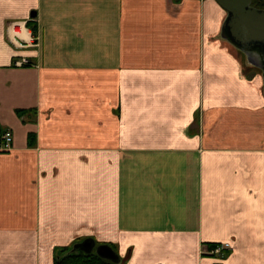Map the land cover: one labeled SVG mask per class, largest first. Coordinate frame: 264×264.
Returning a JSON list of instances; mask_svg holds the SVG:
<instances>
[{"label": "crops", "instance_id": "0c3cea01", "mask_svg": "<svg viewBox=\"0 0 264 264\" xmlns=\"http://www.w3.org/2000/svg\"><path fill=\"white\" fill-rule=\"evenodd\" d=\"M226 16L0 0V264H56L87 238L121 264H264V83Z\"/></svg>", "mask_w": 264, "mask_h": 264}, {"label": "water", "instance_id": "95a60500", "mask_svg": "<svg viewBox=\"0 0 264 264\" xmlns=\"http://www.w3.org/2000/svg\"><path fill=\"white\" fill-rule=\"evenodd\" d=\"M216 1L227 12L222 25V37L241 51L250 65L261 71L264 83V8L255 6L254 0ZM79 250L87 253L95 250L106 259L115 263L121 262L117 251L109 245H98L91 238L75 244L71 252Z\"/></svg>", "mask_w": 264, "mask_h": 264}, {"label": "trees", "instance_id": "16d2710c", "mask_svg": "<svg viewBox=\"0 0 264 264\" xmlns=\"http://www.w3.org/2000/svg\"><path fill=\"white\" fill-rule=\"evenodd\" d=\"M174 1L179 2L181 0H174ZM253 4L257 7L264 8V0H254ZM30 27L33 30V34L36 35L37 26L30 25ZM0 135H1V132H0ZM75 244L77 243H74L71 247L62 249L56 256L55 263L56 264H121L122 263V262L115 263L109 259H106L100 256L95 250L90 253H87L83 250L71 252V249L73 248ZM98 245H109L112 249L115 250L113 245H110V244H98ZM215 245L216 244H212L211 247H215Z\"/></svg>", "mask_w": 264, "mask_h": 264}, {"label": "built area", "instance_id": "2783aa9c", "mask_svg": "<svg viewBox=\"0 0 264 264\" xmlns=\"http://www.w3.org/2000/svg\"><path fill=\"white\" fill-rule=\"evenodd\" d=\"M14 33L16 35H20V28H14ZM31 61L28 58H22L15 62L16 65H24L29 64ZM1 140L5 144L4 149H8L12 143L13 140V133L11 130L6 129L1 132L0 135ZM231 247V244L229 242L216 244L215 247H209L206 248L203 251V254L213 255V256H222L226 250H228Z\"/></svg>", "mask_w": 264, "mask_h": 264}, {"label": "rangeland", "instance_id": "374dc122", "mask_svg": "<svg viewBox=\"0 0 264 264\" xmlns=\"http://www.w3.org/2000/svg\"><path fill=\"white\" fill-rule=\"evenodd\" d=\"M236 48V47H235ZM237 49V48H236ZM238 50V49H237ZM245 59H246V57H245ZM246 62H247V59H246ZM251 68H253V69H256L257 71H259V69H257L256 67H254L253 65H251L250 66ZM261 72V71H260Z\"/></svg>", "mask_w": 264, "mask_h": 264}, {"label": "bare ground", "instance_id": "6f19581e", "mask_svg": "<svg viewBox=\"0 0 264 264\" xmlns=\"http://www.w3.org/2000/svg\"><path fill=\"white\" fill-rule=\"evenodd\" d=\"M21 34V33H20ZM23 35V34H22Z\"/></svg>", "mask_w": 264, "mask_h": 264}]
</instances>
